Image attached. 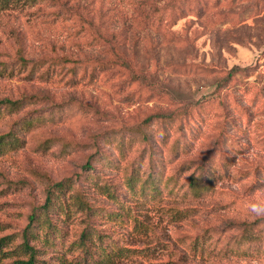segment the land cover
I'll list each match as a JSON object with an SVG mask.
<instances>
[{"label": "rangeland", "instance_id": "374dc122", "mask_svg": "<svg viewBox=\"0 0 264 264\" xmlns=\"http://www.w3.org/2000/svg\"><path fill=\"white\" fill-rule=\"evenodd\" d=\"M0 135V264H264V0L13 2Z\"/></svg>", "mask_w": 264, "mask_h": 264}, {"label": "trees", "instance_id": "16d2710c", "mask_svg": "<svg viewBox=\"0 0 264 264\" xmlns=\"http://www.w3.org/2000/svg\"><path fill=\"white\" fill-rule=\"evenodd\" d=\"M15 1H17V0H0V10L8 8ZM66 59L69 60L68 58H66ZM5 101L12 103L15 100L6 99ZM2 137L3 136L0 135V141L2 140ZM52 186L59 188V189H63L64 186H66V181L65 180L55 181V182H53ZM54 203H55V200L52 196V191L50 190L45 197V200L42 204V207L44 208V210H47L51 205L55 206L56 204H54ZM40 218H41L40 215H37L33 212L30 213L29 220L26 223V225L23 227V229L20 233L22 236V240L20 241L19 246L23 249L24 252H23V254H18L16 257H14L11 263L39 264V261H38L37 256H36L37 247L32 242V239L36 235H35V232L31 226L33 225V221L35 219H38V221H39ZM45 219H47L46 216H45ZM250 223L251 222H246L244 224L247 225ZM8 234L9 233L0 237V254H2L3 256H8L9 253H12V251L14 249V248H10V249L3 248L9 242V240L11 238V235H8ZM10 234H13V233H10ZM85 237H86V234H85V232H83V234L80 235V242H83ZM109 255H110V251H108L107 258H109ZM105 262H106V260H104L102 263H98V264H105Z\"/></svg>", "mask_w": 264, "mask_h": 264}, {"label": "clouds", "instance_id": "9594fccd", "mask_svg": "<svg viewBox=\"0 0 264 264\" xmlns=\"http://www.w3.org/2000/svg\"><path fill=\"white\" fill-rule=\"evenodd\" d=\"M250 211L256 216H264V201L258 200L249 205Z\"/></svg>", "mask_w": 264, "mask_h": 264}]
</instances>
